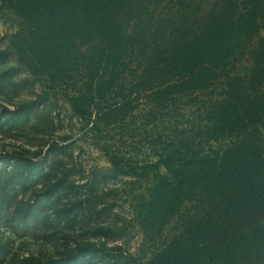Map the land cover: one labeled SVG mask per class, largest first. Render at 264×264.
Listing matches in <instances>:
<instances>
[{
	"label": "trees",
	"instance_id": "obj_1",
	"mask_svg": "<svg viewBox=\"0 0 264 264\" xmlns=\"http://www.w3.org/2000/svg\"><path fill=\"white\" fill-rule=\"evenodd\" d=\"M192 1L182 0L183 8ZM134 3L3 0L22 19L12 52L47 88L66 89L74 115L100 130L102 121L133 114L145 94L161 105L177 96L214 93L252 46L249 81L233 78L207 106L210 137L232 139L230 145L135 167L107 153L117 174L152 177L137 207L145 228L160 233L182 219L178 235L144 264H264V0L201 5L204 15L193 18L189 32L137 64L139 35L132 37L130 25L141 15H134Z\"/></svg>",
	"mask_w": 264,
	"mask_h": 264
},
{
	"label": "rangeland",
	"instance_id": "obj_2",
	"mask_svg": "<svg viewBox=\"0 0 264 264\" xmlns=\"http://www.w3.org/2000/svg\"><path fill=\"white\" fill-rule=\"evenodd\" d=\"M212 1L193 0L185 9L182 0H135L133 13L141 16L130 25L132 37L140 36L134 63L183 36L204 15L200 6ZM21 29V17L0 0V264L150 261L178 235L182 219L160 233L145 228L137 207L152 177L117 174L107 149L135 167L230 145L232 139L210 137L207 106L233 78L249 81L253 47L235 59L214 93L161 105L145 94L133 114L102 121L97 130L74 115L66 89L47 88L18 62L11 43ZM260 131L264 138V122Z\"/></svg>",
	"mask_w": 264,
	"mask_h": 264
}]
</instances>
